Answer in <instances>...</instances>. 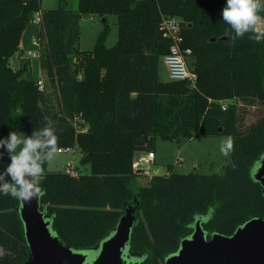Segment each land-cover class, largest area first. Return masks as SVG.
I'll return each instance as SVG.
<instances>
[{"label": "trees", "instance_id": "16d2710c", "mask_svg": "<svg viewBox=\"0 0 264 264\" xmlns=\"http://www.w3.org/2000/svg\"><path fill=\"white\" fill-rule=\"evenodd\" d=\"M40 4L0 0V139L10 131L31 136L47 116L54 121L58 149H78L80 165L89 166V174L72 176L44 165L40 211L52 219L63 244L74 251L95 248L123 210L134 207L129 254L141 257V264H163L198 218L207 236H230L248 220L264 217L261 187L252 178L264 155L261 32L232 39L235 33L222 20L226 0H78L76 11L66 10L64 0L53 10H41ZM84 14L103 24L107 16L116 17L114 46H105L104 27L91 51L79 50ZM258 14L264 17V11ZM35 16L39 70L46 80L42 90L36 79L25 77L27 58L16 69L10 63L22 54L23 32ZM162 17L181 22L183 48L194 60L195 89L159 78L170 46L159 31ZM246 107L255 108L256 119L245 126ZM216 136L234 141L222 175L176 174L168 166L166 175L136 186L134 156L152 153L156 138L180 143ZM8 164L5 152L0 171ZM18 206L19 200L0 195L1 264L28 259Z\"/></svg>", "mask_w": 264, "mask_h": 264}, {"label": "water", "instance_id": "95a60500", "mask_svg": "<svg viewBox=\"0 0 264 264\" xmlns=\"http://www.w3.org/2000/svg\"><path fill=\"white\" fill-rule=\"evenodd\" d=\"M226 38H224L225 40ZM214 42V39H211ZM221 132V129H218ZM252 178L264 197V155L257 161ZM40 194L28 201L19 200L17 211L23 225L28 259L23 264H141V257L129 254V239L137 223L136 208L123 210L115 229L95 248L74 251L63 244L52 229V219L40 211ZM1 251V249H0ZM93 253L92 261H88ZM2 255V251L0 256ZM1 264V263H0ZM163 264H264V217L240 225L230 236H207L196 219L191 234Z\"/></svg>", "mask_w": 264, "mask_h": 264}, {"label": "rangeland", "instance_id": "374dc122", "mask_svg": "<svg viewBox=\"0 0 264 264\" xmlns=\"http://www.w3.org/2000/svg\"><path fill=\"white\" fill-rule=\"evenodd\" d=\"M64 1L66 10L76 11L78 9V0ZM40 2V8L44 11L53 10L59 6V0H40ZM259 2L264 6V0H259ZM261 11H264V8ZM104 27L107 30L105 46L110 48L117 42L116 17L113 15L107 16L106 23L103 24L101 19L96 15H82L80 19L79 50L84 52L91 51L97 36L103 31ZM257 31L262 33L264 39V21L259 24ZM37 32L38 26L34 17V21L27 26L21 38L20 48L22 54H17L11 59L10 63L16 69L22 63L21 59L27 58L30 61V71L25 77L41 80L46 85V80L39 70L38 55L37 57H32L31 55L37 50V46L33 44V40H36ZM188 62L189 66H191L194 60L190 58ZM159 78L163 82L168 81L166 69L162 64H159ZM238 105L240 104L238 103ZM241 110L243 125H249L256 119L255 108L246 107ZM78 124L80 125L81 122H78ZM79 125L76 126L77 129L81 128ZM223 138V136L198 137L189 141H181L180 143L156 138L153 147V153L155 155L153 163L148 169L144 165L139 164V173L138 170H135L138 173L135 179L136 186H147L148 177L167 174L168 166H172L173 172L176 174L193 176L222 175L230 156L226 157L220 152V144ZM143 155L144 153H136L134 162H138L139 158ZM80 156L78 149L72 152L56 153L54 159H52L53 161L46 163L47 169L48 171H64L67 168L66 165L70 163L75 175L89 174V166L80 165ZM93 256V253H89L87 260L92 261Z\"/></svg>", "mask_w": 264, "mask_h": 264}, {"label": "clouds", "instance_id": "9594fccd", "mask_svg": "<svg viewBox=\"0 0 264 264\" xmlns=\"http://www.w3.org/2000/svg\"><path fill=\"white\" fill-rule=\"evenodd\" d=\"M264 8L259 0H226L222 9V20L235 33L232 39L242 38L246 33L257 31L264 21L258 13ZM259 38V37H257ZM233 138L224 137L220 152L229 156L233 150ZM58 136L54 121L44 117V126L34 130L31 136L23 132L10 131L0 139V158L7 153L10 164L0 171V195L28 201L42 192L44 165L54 159L58 151Z\"/></svg>", "mask_w": 264, "mask_h": 264}, {"label": "built area", "instance_id": "2783aa9c", "mask_svg": "<svg viewBox=\"0 0 264 264\" xmlns=\"http://www.w3.org/2000/svg\"><path fill=\"white\" fill-rule=\"evenodd\" d=\"M35 22H38V17L35 16ZM180 20L177 18L162 17L159 24V31L163 39L170 42V46L167 54L163 56V66L166 69L168 79L170 81H183L189 84L192 89L196 88V74L193 72L191 66H189L188 60L190 59L191 51L183 48V38L181 35ZM33 44L37 46L36 40H33ZM32 57H37V51H34ZM39 90L43 89V82L37 80L36 82ZM227 107V102L221 103L222 110ZM74 151L73 148L58 149L57 153H66ZM154 153H144L137 161L134 162V169L137 171L140 165H144L147 169L153 163ZM65 173L77 176L72 171L70 163L66 165ZM139 171V170H138Z\"/></svg>", "mask_w": 264, "mask_h": 264}, {"label": "crops", "instance_id": "0c3cea01", "mask_svg": "<svg viewBox=\"0 0 264 264\" xmlns=\"http://www.w3.org/2000/svg\"><path fill=\"white\" fill-rule=\"evenodd\" d=\"M75 149H76V148H74V150H75ZM52 161H53V160H51V161H49V162H52ZM47 170H48V169H47ZM138 173H139V171H138ZM138 173H137V174H138ZM165 175H166V174H165ZM148 178L150 179V177H148Z\"/></svg>", "mask_w": 264, "mask_h": 264}, {"label": "bare ground", "instance_id": "6f19581e", "mask_svg": "<svg viewBox=\"0 0 264 264\" xmlns=\"http://www.w3.org/2000/svg\"><path fill=\"white\" fill-rule=\"evenodd\" d=\"M0 253H1V251H0Z\"/></svg>", "mask_w": 264, "mask_h": 264}]
</instances>
